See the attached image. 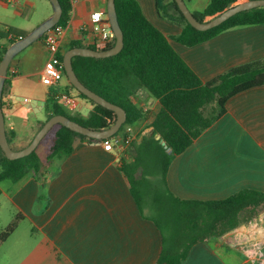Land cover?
Returning a JSON list of instances; mask_svg holds the SVG:
<instances>
[{
	"label": "crops",
	"instance_id": "crops-1",
	"mask_svg": "<svg viewBox=\"0 0 264 264\" xmlns=\"http://www.w3.org/2000/svg\"><path fill=\"white\" fill-rule=\"evenodd\" d=\"M9 3L20 0H0V7L8 8ZM24 6L31 9L34 4L27 1ZM100 10L107 13V0H78L71 5L60 42L62 54L76 41L103 48L90 22L91 13ZM182 29H170L171 34L165 35L203 82L232 68L264 61L262 25L234 27L192 47L175 41ZM10 42L0 37V55ZM22 52L26 53L18 57ZM22 52L10 64L2 98L7 137L16 150L25 148L49 119L46 99L50 87L41 80L49 58L45 42L36 41ZM64 79L58 84L60 105L70 117L86 119L93 104ZM132 100L145 115L132 125V146L106 151L102 142L77 138L72 153L56 163L45 180L31 169L17 182L0 183L2 229L17 215L23 216L0 246V264L158 263L160 230L141 211L122 166L133 163L136 146L152 133L161 104L146 90ZM226 107L220 119L172 159L166 181L174 196L211 201L243 190L264 192V85L233 96ZM53 130L48 146L37 153L44 163L57 131ZM181 264H264V213L219 239L194 244Z\"/></svg>",
	"mask_w": 264,
	"mask_h": 264
},
{
	"label": "trees",
	"instance_id": "trees-1",
	"mask_svg": "<svg viewBox=\"0 0 264 264\" xmlns=\"http://www.w3.org/2000/svg\"><path fill=\"white\" fill-rule=\"evenodd\" d=\"M115 1L118 19L124 32L122 51L109 58L77 56L73 58V67L85 86L126 110L127 122L123 127L132 126L145 118L143 111L132 100L140 90H146L160 101L161 110L152 123V133L136 146L133 163H123L122 169L129 179L131 191L141 211L152 219L160 230L162 249L157 264H181L194 244L219 239L241 226L249 225L264 213V192L243 190L222 200H184L173 195L166 181L172 159L184 152L227 112L226 105L230 98L264 85V61L232 68L208 82H203L176 52L169 37L146 17L138 0ZM238 1L208 0L204 11L195 12L193 15L204 22L206 17H215ZM60 2L63 14L56 26L65 29L69 21L71 3L70 0ZM156 5L162 8V0H156ZM171 8L177 13H170ZM165 10L166 14L175 20L184 21L182 32L174 39L188 47L206 42L234 27L264 26V7L240 12L222 25L207 31H199L191 26L175 0L166 2ZM25 35L27 32L14 27H6L0 31V37L10 39V43ZM45 38L46 35L40 40ZM115 42L114 38L111 43L99 48L94 44L83 45L76 41L70 49L88 47L108 50ZM6 50L7 48L1 53L0 61ZM63 56L64 54L59 52L62 63ZM69 86L76 90L73 85ZM77 92L94 106L86 119L70 117L63 111L60 105L62 94L58 84L49 88L46 99L49 118L54 115H67L94 130H105L115 123L117 117L113 111L96 104L78 90ZM213 104L216 105V113L213 116L206 115ZM56 127L57 131L45 163L36 151L27 157L9 160L0 148V183L7 179L17 182L31 169L36 170L39 179L45 180L46 176L52 173L56 163L72 153L77 138L89 143H103L106 140L111 141L118 134L106 140H96L62 125ZM156 135L161 136L171 153L156 139ZM132 143L128 146H132ZM22 220L23 216L17 215L5 229L0 228V246Z\"/></svg>",
	"mask_w": 264,
	"mask_h": 264
},
{
	"label": "water",
	"instance_id": "water-1",
	"mask_svg": "<svg viewBox=\"0 0 264 264\" xmlns=\"http://www.w3.org/2000/svg\"><path fill=\"white\" fill-rule=\"evenodd\" d=\"M53 13L34 30L27 33L24 37L13 42L6 50L0 61V148L9 160H17L31 155L35 152L42 142V140L58 125H62L78 134L96 139L106 140L117 134L123 125L127 122V112L119 105L107 101L105 98L95 93L87 86H85L78 78L74 67L73 58L77 56L92 57V58H109L118 55L124 47V32L121 28L115 0H107V15L115 35V45L108 50H95L88 47H74L67 50L63 56V64L66 78L76 90L88 97L102 107L113 111L116 114L115 123L105 130H94L81 125L77 121L71 119L67 115H54L49 118L40 130L36 133L32 141L21 150H14L8 140L5 126V116L2 109L3 92L7 80L8 70L12 60L34 42L39 41L49 30L55 27L61 20L63 14V7L60 0H49ZM181 13L184 15L188 23L199 31H207L222 25L224 22L237 15L240 12L264 7V0H246L235 4L226 9L220 14L216 15L209 21H199L188 8L185 0H175ZM156 139L160 141L162 146L171 153V149L166 142L161 139L160 135H156Z\"/></svg>",
	"mask_w": 264,
	"mask_h": 264
},
{
	"label": "rangeland",
	"instance_id": "rangeland-1",
	"mask_svg": "<svg viewBox=\"0 0 264 264\" xmlns=\"http://www.w3.org/2000/svg\"><path fill=\"white\" fill-rule=\"evenodd\" d=\"M31 2L34 4L33 8H26L24 6L25 2ZM143 8V12L146 15V17L158 28L160 29L164 34H171L170 29H178L181 27L184 23L182 20H175L171 16L166 14L165 10V3L171 2L172 0H162L163 7H157L156 0H138ZM246 0H239L237 2L241 3ZM188 8L192 13L204 11V9L208 5V0H185ZM8 8L0 7V25L2 29L4 30L6 27H14L17 29H24L26 31L31 32L34 30L38 25H40L43 21H45L46 17L53 12L52 5L49 0H20V3H9L7 6ZM24 11V15L20 14V12ZM170 13H177L173 8L170 9ZM175 43V41H173ZM37 45V44H35ZM26 52H22L18 57H22ZM39 62L40 60V54H37ZM46 65V64H45ZM65 78V77H64ZM65 82L66 79H63L62 82ZM75 92L77 90L73 89ZM87 100V99H86ZM90 102L89 100H87ZM91 103V102H90ZM66 114L71 116L66 110H63ZM216 105L213 104L208 110L206 115L213 116L216 113ZM125 127V126H124ZM124 127L118 132L117 136H120L124 133ZM57 129V128H55ZM52 130L50 134H48L39 145L38 149L36 150V153L42 152L45 150V148L48 146L49 141L51 139V133H53ZM115 138L112 140L115 141ZM14 148V147H13ZM15 149V148H14ZM16 150V149H15ZM5 224V221H3ZM0 224V228H3Z\"/></svg>",
	"mask_w": 264,
	"mask_h": 264
},
{
	"label": "built area",
	"instance_id": "built-area-1",
	"mask_svg": "<svg viewBox=\"0 0 264 264\" xmlns=\"http://www.w3.org/2000/svg\"><path fill=\"white\" fill-rule=\"evenodd\" d=\"M77 1L78 0H70V3L74 5ZM90 22L91 30L99 39V45L105 47L114 40L115 35L106 11L100 10L91 13ZM63 32L64 28L55 26L45 34L46 38L44 42L49 53V58L44 67L41 80L42 83L48 87L59 84L65 77L64 65L59 58L60 42ZM123 131L124 133L116 137L115 141L106 140L103 142V147L106 151H112L116 147L122 148L128 146L133 141V127L131 125H126Z\"/></svg>",
	"mask_w": 264,
	"mask_h": 264
}]
</instances>
